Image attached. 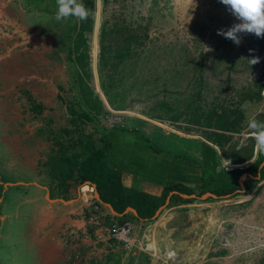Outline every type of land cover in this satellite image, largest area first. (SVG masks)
Instances as JSON below:
<instances>
[{"label": "crops", "instance_id": "0c3cea01", "mask_svg": "<svg viewBox=\"0 0 264 264\" xmlns=\"http://www.w3.org/2000/svg\"><path fill=\"white\" fill-rule=\"evenodd\" d=\"M5 18L11 34H0L1 45L9 42L0 51V61L28 54L25 58L34 68L30 90L41 100L0 99V263L153 264L142 250L125 249L108 237L107 229L120 213L96 198L95 184L80 180L78 168L68 172L62 155L73 152L81 160L95 149L102 150L105 167L119 175L123 192H144L161 201L149 219L125 211L133 229L137 224L155 225L164 212L189 203L185 198L202 189L225 187L236 175L238 187L231 201L244 203L242 218L246 216L247 224L256 221L264 235V154H258L252 137L243 135L247 132L232 129L227 114L209 117L201 126L204 132L181 133L196 137L192 140L176 138L164 120L130 116L122 124H111L101 116L75 118L69 110L72 103L62 94L72 89L73 73L72 67L59 62L73 45L63 24L56 25L55 13L37 10L28 0H0V27ZM42 27L61 30L45 34ZM260 98L259 121H264V97ZM240 105L248 119L255 113L249 110V100L242 99ZM238 134L241 147L232 150ZM217 155L223 169L216 163ZM84 184L93 186L98 223L87 220L90 201Z\"/></svg>", "mask_w": 264, "mask_h": 264}, {"label": "rangeland", "instance_id": "374dc122", "mask_svg": "<svg viewBox=\"0 0 264 264\" xmlns=\"http://www.w3.org/2000/svg\"><path fill=\"white\" fill-rule=\"evenodd\" d=\"M85 7L89 17L82 25L70 18L56 24H63L73 42L59 62L72 67V89L62 94L74 110L109 122L115 115L164 120L176 138L188 140L196 137L182 132H204L201 126L209 117L227 114L233 130L251 137L247 120L259 121L263 112L264 38L241 34L237 46L218 35V29L238 22L220 0H88ZM39 30L51 34L61 28ZM0 34H11L7 18ZM8 45L0 44V51ZM27 55L0 61L1 100H41L30 90L34 68ZM252 57L259 63L251 65ZM242 99L255 111L249 119L242 114ZM239 136L232 150L241 147ZM220 162L217 155L223 169ZM232 194L196 192L155 225H132L131 247L145 252L153 264H264V235L256 221L247 224L242 218L245 205L231 201Z\"/></svg>", "mask_w": 264, "mask_h": 264}, {"label": "trees", "instance_id": "16d2710c", "mask_svg": "<svg viewBox=\"0 0 264 264\" xmlns=\"http://www.w3.org/2000/svg\"><path fill=\"white\" fill-rule=\"evenodd\" d=\"M37 10H42L46 12L55 13L57 12V3L56 0H28ZM86 6L88 0H82ZM70 19H76L75 17H69ZM83 21H78L81 25ZM68 57L71 59V55ZM35 108H40L41 104H35ZM71 115L78 119H86L89 117L88 113L85 110H74L70 107ZM103 152L101 149L92 150L88 153L83 159L78 160V157L75 153L64 154L62 155L63 161L67 163L68 172L70 174L74 171L75 168L79 169L80 180L86 179L95 184L96 190L99 194V198L103 202H108L111 204L112 208L120 213L118 216V222L124 220L125 212L123 209L130 205L136 210L137 217L149 219L155 209L161 204V201H158L154 197L150 196L147 193L134 191L132 193H125L122 191L121 182L119 175L111 170H108L102 159ZM236 175H234L233 182L227 186H222L219 190L216 191V188L211 189L210 191L219 195L221 193H231L238 187L236 180ZM206 189L198 191L199 193L204 192ZM188 193V192H185ZM185 199H192L185 198Z\"/></svg>", "mask_w": 264, "mask_h": 264}, {"label": "clouds", "instance_id": "9594fccd", "mask_svg": "<svg viewBox=\"0 0 264 264\" xmlns=\"http://www.w3.org/2000/svg\"><path fill=\"white\" fill-rule=\"evenodd\" d=\"M220 2L225 5L238 22L226 30L218 29V35L232 40L237 46L242 42L241 34H254L258 38H264V0H220ZM56 3L58 7L55 19L57 21L69 17L86 21L89 17V10L82 0H56ZM207 50L211 49L207 48ZM259 60V57H252L250 63L254 65L259 63ZM247 127L251 132V137L256 142L258 154H264V121L251 118ZM229 163L230 161L226 160V167Z\"/></svg>", "mask_w": 264, "mask_h": 264}, {"label": "built area", "instance_id": "2783aa9c", "mask_svg": "<svg viewBox=\"0 0 264 264\" xmlns=\"http://www.w3.org/2000/svg\"><path fill=\"white\" fill-rule=\"evenodd\" d=\"M2 22H5V19L2 20ZM2 24V23H1ZM261 92H264V86L261 89ZM110 123H123V118L119 115H115L112 120H110ZM230 167V166H229ZM84 188L82 189L85 193V199L89 200V213L87 216V220L90 223H98L97 220V213L100 211L98 204H96L93 201V196L91 195V192L93 191V186L84 184ZM131 228H132V222L129 218H126L120 222L115 221L111 223L108 227V237L113 238L117 243H121L123 247L129 248L131 247L133 243V238L131 236ZM99 237V235H97ZM171 255V254H170Z\"/></svg>", "mask_w": 264, "mask_h": 264}, {"label": "water", "instance_id": "95a60500", "mask_svg": "<svg viewBox=\"0 0 264 264\" xmlns=\"http://www.w3.org/2000/svg\"><path fill=\"white\" fill-rule=\"evenodd\" d=\"M243 175H244L243 173H240L239 176H238V181H239V184H240V185H242L240 179L243 177ZM204 193H208V194L213 195V196L215 195V194H214L213 192H211V191H205V192H202V194H204ZM94 195L96 196V198L99 199V195H98L97 190H95ZM106 203H107V205L110 207V209H111L112 211L115 212V210L112 208L111 204L108 203V202H106ZM128 209L131 210L132 212L136 213L135 209H134L132 206H130V205H127V206L123 209V212L127 211Z\"/></svg>", "mask_w": 264, "mask_h": 264}]
</instances>
